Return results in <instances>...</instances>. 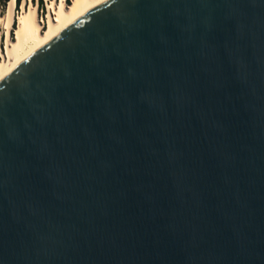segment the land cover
<instances>
[{"label":"water","instance_id":"obj_1","mask_svg":"<svg viewBox=\"0 0 264 264\" xmlns=\"http://www.w3.org/2000/svg\"><path fill=\"white\" fill-rule=\"evenodd\" d=\"M0 264H264V0H107L4 77Z\"/></svg>","mask_w":264,"mask_h":264},{"label":"bare ground","instance_id":"obj_2","mask_svg":"<svg viewBox=\"0 0 264 264\" xmlns=\"http://www.w3.org/2000/svg\"><path fill=\"white\" fill-rule=\"evenodd\" d=\"M64 1L51 0L47 28L43 31L35 5L32 1L27 3V0H24L18 26L14 27V40L10 38V30L14 21L16 0L9 1L5 14L0 16V23L3 24L6 34L0 61V81L51 39L107 0H72L67 5Z\"/></svg>","mask_w":264,"mask_h":264},{"label":"rangeland","instance_id":"obj_3","mask_svg":"<svg viewBox=\"0 0 264 264\" xmlns=\"http://www.w3.org/2000/svg\"><path fill=\"white\" fill-rule=\"evenodd\" d=\"M24 0H21V2H23ZM33 2V4L35 5L36 9H37V17L38 20L41 24V28L43 29V31L45 30V28H47V23H48V15L50 13V9H49V3L51 2V0H43V7H42V11L40 10V5L39 3H37V0H31ZM31 1L27 0V3H30ZM67 3H71L72 0H66ZM7 8H5L4 10L2 9L1 5H0V16L4 15L6 12ZM22 12V3H20L19 7L14 8V21H13V25H12V30L10 31V38L11 40L14 38L15 34H14V27L16 28L18 26L17 22H18V18L20 16ZM0 54H2V50L6 41V34L5 31L3 29V24L0 23ZM15 39V38H14ZM13 39V40H14ZM2 57V56H1Z\"/></svg>","mask_w":264,"mask_h":264},{"label":"trees","instance_id":"obj_4","mask_svg":"<svg viewBox=\"0 0 264 264\" xmlns=\"http://www.w3.org/2000/svg\"><path fill=\"white\" fill-rule=\"evenodd\" d=\"M10 0H0V5L2 7V9L4 10L5 8H7V5L9 3ZM21 0H16V7H19ZM37 3H39L40 5V10L42 11V7H43V0H37ZM2 57L0 54V61H1Z\"/></svg>","mask_w":264,"mask_h":264},{"label":"clouds","instance_id":"obj_5","mask_svg":"<svg viewBox=\"0 0 264 264\" xmlns=\"http://www.w3.org/2000/svg\"><path fill=\"white\" fill-rule=\"evenodd\" d=\"M68 4V3H67ZM16 5V4H15Z\"/></svg>","mask_w":264,"mask_h":264},{"label":"built area","instance_id":"obj_6","mask_svg":"<svg viewBox=\"0 0 264 264\" xmlns=\"http://www.w3.org/2000/svg\"><path fill=\"white\" fill-rule=\"evenodd\" d=\"M15 8V7H14Z\"/></svg>","mask_w":264,"mask_h":264}]
</instances>
